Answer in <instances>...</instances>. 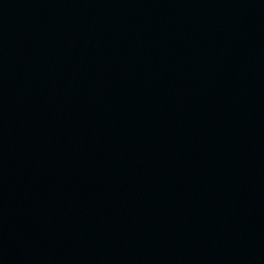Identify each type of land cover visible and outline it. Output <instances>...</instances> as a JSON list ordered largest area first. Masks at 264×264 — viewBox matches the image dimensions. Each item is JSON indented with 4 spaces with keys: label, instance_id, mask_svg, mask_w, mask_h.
<instances>
[{
    "label": "water",
    "instance_id": "1",
    "mask_svg": "<svg viewBox=\"0 0 264 264\" xmlns=\"http://www.w3.org/2000/svg\"><path fill=\"white\" fill-rule=\"evenodd\" d=\"M0 264H264V0H0Z\"/></svg>",
    "mask_w": 264,
    "mask_h": 264
}]
</instances>
